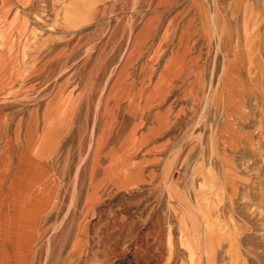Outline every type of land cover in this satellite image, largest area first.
<instances>
[{"label":"rangeland","instance_id":"374dc122","mask_svg":"<svg viewBox=\"0 0 264 264\" xmlns=\"http://www.w3.org/2000/svg\"><path fill=\"white\" fill-rule=\"evenodd\" d=\"M156 6L0 0V264H264V0Z\"/></svg>","mask_w":264,"mask_h":264},{"label":"crops","instance_id":"0c3cea01","mask_svg":"<svg viewBox=\"0 0 264 264\" xmlns=\"http://www.w3.org/2000/svg\"><path fill=\"white\" fill-rule=\"evenodd\" d=\"M156 3L158 10L168 12L169 26L178 30L180 43L184 36L190 35L191 29L195 30L194 35L208 38V44L217 43L215 38L223 35L220 30L226 23L241 20V10L235 7L240 0H156Z\"/></svg>","mask_w":264,"mask_h":264}]
</instances>
